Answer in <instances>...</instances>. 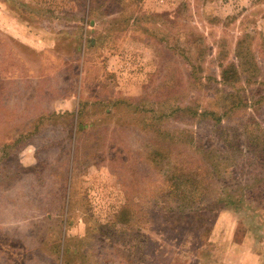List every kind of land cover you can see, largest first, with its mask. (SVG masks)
Returning a JSON list of instances; mask_svg holds the SVG:
<instances>
[{
	"label": "rangeland",
	"instance_id": "obj_1",
	"mask_svg": "<svg viewBox=\"0 0 264 264\" xmlns=\"http://www.w3.org/2000/svg\"><path fill=\"white\" fill-rule=\"evenodd\" d=\"M175 3L0 0V264H264V0Z\"/></svg>",
	"mask_w": 264,
	"mask_h": 264
},
{
	"label": "trees",
	"instance_id": "obj_2",
	"mask_svg": "<svg viewBox=\"0 0 264 264\" xmlns=\"http://www.w3.org/2000/svg\"><path fill=\"white\" fill-rule=\"evenodd\" d=\"M170 15H172L171 14V12H170ZM177 15V13L175 12V14H174V16H176ZM177 34H179V36L181 37V41H183V42H188V33H185V32H182V31H179ZM190 37H193V39H194V42L195 41H197L198 40V38H197V35L196 34H194V33H191L190 34ZM186 58H187V54H186V56H185ZM239 77V73H238V71H237V69H236V67L235 66H223L222 67V70H221V82L223 83V84H231V83H233L237 78ZM119 104V103H118ZM118 104H116V105H118ZM78 126H79V123H78ZM242 134H245V133H242ZM252 134V137H256V135H254L253 133H251ZM212 166V165H211ZM215 166V165H214ZM214 169H217L216 167H214ZM219 172L221 173V168H220V170H219ZM204 178H203V176L200 174V173H198L197 174V177H196V179H195V181L197 182H200V181H202Z\"/></svg>",
	"mask_w": 264,
	"mask_h": 264
},
{
	"label": "crops",
	"instance_id": "obj_3",
	"mask_svg": "<svg viewBox=\"0 0 264 264\" xmlns=\"http://www.w3.org/2000/svg\"><path fill=\"white\" fill-rule=\"evenodd\" d=\"M137 3L142 4L143 6H146L149 8H165L167 9L168 7L171 9L173 4H176L175 1L176 0H136ZM175 13V12H174ZM154 16V13H152L151 11H144V12H136L135 15H133L130 19V21H136V22H141V21H148V19ZM145 23V22H144ZM157 33V32H156ZM229 232V231H228ZM230 235H227L226 237H224V240H229L228 242L231 241V237H233V231L229 232Z\"/></svg>",
	"mask_w": 264,
	"mask_h": 264
}]
</instances>
